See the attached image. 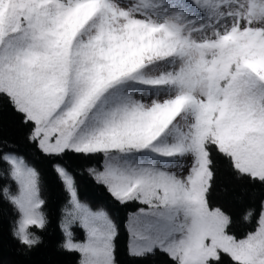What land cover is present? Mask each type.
I'll list each match as a JSON object with an SVG mask.
<instances>
[{"label":"snow or ice","instance_id":"obj_1","mask_svg":"<svg viewBox=\"0 0 264 264\" xmlns=\"http://www.w3.org/2000/svg\"><path fill=\"white\" fill-rule=\"evenodd\" d=\"M0 264H264V0H0Z\"/></svg>","mask_w":264,"mask_h":264}]
</instances>
